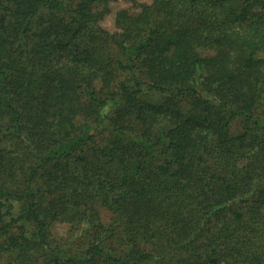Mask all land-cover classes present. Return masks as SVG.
<instances>
[{
	"label": "trees",
	"instance_id": "1",
	"mask_svg": "<svg viewBox=\"0 0 264 264\" xmlns=\"http://www.w3.org/2000/svg\"><path fill=\"white\" fill-rule=\"evenodd\" d=\"M116 1L0 0V264H264V0Z\"/></svg>",
	"mask_w": 264,
	"mask_h": 264
},
{
	"label": "rangeland",
	"instance_id": "2",
	"mask_svg": "<svg viewBox=\"0 0 264 264\" xmlns=\"http://www.w3.org/2000/svg\"><path fill=\"white\" fill-rule=\"evenodd\" d=\"M147 3H151V0H143ZM130 10L131 12L135 13L138 11L137 9H134L131 4H128L127 2L123 0H118L115 3L112 4V13L108 16V18L104 21L103 26L108 29L109 31H114V20H115V14L119 12L120 10ZM242 123L241 121H236L233 125L234 133H239L242 131ZM66 231V226H58L54 229V232L64 233Z\"/></svg>",
	"mask_w": 264,
	"mask_h": 264
}]
</instances>
